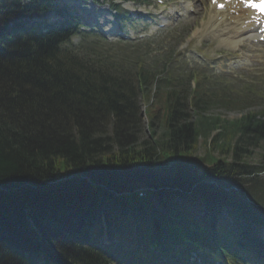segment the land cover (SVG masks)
<instances>
[{
	"label": "trees",
	"instance_id": "obj_1",
	"mask_svg": "<svg viewBox=\"0 0 264 264\" xmlns=\"http://www.w3.org/2000/svg\"><path fill=\"white\" fill-rule=\"evenodd\" d=\"M11 2L0 1V213L10 211V221L26 228L32 220L35 229L28 233L33 243L1 229L0 264H32L36 253L50 264H113L104 250L76 241L52 237L53 249L46 248L40 221L52 224L49 212L69 205L68 216L77 224V203L71 200L85 195L99 208L113 205L107 214L120 230V244L134 229L118 216H134L140 224L152 219L137 227L142 241L135 246L164 245L159 239L168 238L173 221L182 237L203 239L211 219L200 223L187 202L213 196L235 205L239 215L264 222V107L238 119L210 114L215 102L247 104L246 94L229 100L206 84L190 88L178 80L163 114L153 112L164 130L158 133L155 119L146 138L139 95L149 93L161 70L99 41L68 46L71 31L16 34L8 21L24 15V7ZM38 3L37 11L53 8ZM201 145L202 155L196 153ZM254 148L262 150L258 164L250 159ZM87 221L89 228L99 227L92 216Z\"/></svg>",
	"mask_w": 264,
	"mask_h": 264
},
{
	"label": "rangeland",
	"instance_id": "obj_2",
	"mask_svg": "<svg viewBox=\"0 0 264 264\" xmlns=\"http://www.w3.org/2000/svg\"><path fill=\"white\" fill-rule=\"evenodd\" d=\"M54 1H58L60 3L64 2V3H69L70 5H75L79 8V11L82 12V14H92L95 15L100 19V21H106V25L110 24L112 25L116 20L120 21V26L121 29L125 30V29H139V26H141V22H138L136 24H131V22H127L124 24L122 23V20H120V17L118 16L119 13H117L118 15L115 14L110 2L108 0H54ZM151 1L154 5L155 8H151L148 5L145 6H136V7H131L129 9H135L136 12L141 13L142 15H148L151 13H159L160 15H164L167 16V11H172L173 10V4L176 5L178 7L179 3H182L184 1L187 0H166V2L168 3V7L166 9L163 10V8H159V5H156V2L153 0H149ZM198 1V0H197ZM200 4L196 10L195 13L192 14V16H188L185 15L186 17L184 19H178L177 22L172 26V27H166V28H161L158 31H156L155 34H159L160 36L158 38H156V41L153 42L155 46V48L158 47V49L162 50V51H171V49H173V56L176 55L177 56V60L179 63V65H184L183 63L187 62L185 59V55L184 52L181 53V50L186 48L187 46H189L190 52H188V59H191L193 61V57L195 56V54H193L192 51H194L195 49H202L198 50V52H203L205 51V53L209 54L211 57H214V48H219V46H215L214 45L217 43L218 41V37L215 34V31H212L213 28L211 27L210 30H208L205 34H201V35H197V31L199 29H202L203 26L205 24H203V22L205 21L206 17L204 16V6L202 3V0H200ZM23 3H30L32 2V0H22ZM124 4V3H123ZM123 4L121 6H123ZM130 3H127V5L129 6ZM125 5V6H127ZM198 5V4H197ZM180 12L182 10H179ZM184 14V13H183ZM104 19V20H102ZM134 20L137 18H133ZM112 20V22H111ZM157 22H162L161 19H158L156 21H154L152 24H156ZM172 22H174L172 20ZM181 26L179 27L180 24ZM151 25V23H150ZM177 25V27L175 26ZM92 27V26H90ZM94 27V26H93ZM168 29H170V32L168 33ZM148 29H145V31H147ZM174 31V32H173ZM168 33V34H167ZM219 34V33H218ZM155 35V36H157ZM154 36V37H155ZM181 36V37H180ZM203 36V37H202ZM153 37V38H154ZM178 37V38H177ZM182 38L180 42V46L175 49L173 48V45H175L176 41ZM201 38V39H200ZM80 40V38L76 37L75 41H73V44H78V41ZM205 40V41H203ZM204 42H206L207 44L204 45ZM157 45V46H156ZM229 49H233V48H229ZM184 55V57L182 58V56ZM156 58V60H159L161 62H163L166 58L167 59H173V57H167V52L165 54L164 57H162L160 55V53H158L156 55V57H152L150 55L146 56V59L149 61V63H152V60ZM179 58L181 59L182 64L179 62ZM159 61V62H160ZM235 60L233 59V62ZM236 63V66L240 65L239 62H234ZM260 63V62H259ZM261 64V63H260ZM259 70H262V66L258 65ZM241 68V67H240ZM187 70V68H184ZM235 71H238L235 70ZM263 71V70H262ZM213 81V79H212ZM241 93V89L237 88L235 89V95H239ZM243 95H245V98L249 101L247 102V105H238L236 107L228 105V106H222L220 104L218 105H213L209 111V113H220L223 117L229 118V119H236L241 117L242 115H244L247 112L250 111H256L261 109L262 107H264V91L262 92H255V93H246V92H242ZM258 96H260L261 98H257ZM141 105H142V111H143V119H144V124H143V133L144 136L146 138H151L152 137V130L154 131V128L152 126V119L148 116L146 109H147V104L146 102L141 99ZM157 124V128L156 130L158 131V133L160 134L164 129L162 128V126H160L158 123ZM250 149H252V147H249ZM205 150V147L203 145L199 146L196 150L197 154H203ZM254 154L250 155V159L255 162V164H258L261 160L259 158L258 153H261L262 150L260 148H254Z\"/></svg>",
	"mask_w": 264,
	"mask_h": 264
},
{
	"label": "snow or ice",
	"instance_id": "obj_3",
	"mask_svg": "<svg viewBox=\"0 0 264 264\" xmlns=\"http://www.w3.org/2000/svg\"><path fill=\"white\" fill-rule=\"evenodd\" d=\"M213 2H215V0H213ZM245 2L247 3V0H245ZM248 6L253 7V8H257V9H261L262 11H264V7H262L259 4L250 3V4H248Z\"/></svg>",
	"mask_w": 264,
	"mask_h": 264
},
{
	"label": "bare ground",
	"instance_id": "obj_4",
	"mask_svg": "<svg viewBox=\"0 0 264 264\" xmlns=\"http://www.w3.org/2000/svg\"><path fill=\"white\" fill-rule=\"evenodd\" d=\"M35 25H37V24L35 23ZM18 27H21L22 28L23 26L22 25H19ZM238 29H240V28H238ZM76 225H80V223L78 222ZM12 233H14V232H12Z\"/></svg>",
	"mask_w": 264,
	"mask_h": 264
}]
</instances>
